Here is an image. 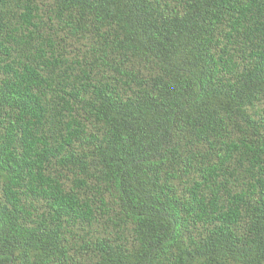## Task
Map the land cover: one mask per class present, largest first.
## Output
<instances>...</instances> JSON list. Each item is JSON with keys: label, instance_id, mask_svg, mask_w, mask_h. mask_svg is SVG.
I'll use <instances>...</instances> for the list:
<instances>
[{"label": "trees", "instance_id": "1", "mask_svg": "<svg viewBox=\"0 0 264 264\" xmlns=\"http://www.w3.org/2000/svg\"><path fill=\"white\" fill-rule=\"evenodd\" d=\"M0 264H264V0H0Z\"/></svg>", "mask_w": 264, "mask_h": 264}]
</instances>
